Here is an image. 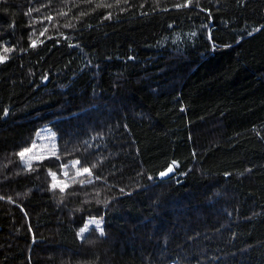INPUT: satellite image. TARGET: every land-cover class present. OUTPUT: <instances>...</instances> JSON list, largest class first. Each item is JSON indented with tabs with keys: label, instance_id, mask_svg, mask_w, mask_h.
Here are the masks:
<instances>
[{
	"label": "trees",
	"instance_id": "16d2710c",
	"mask_svg": "<svg viewBox=\"0 0 264 264\" xmlns=\"http://www.w3.org/2000/svg\"><path fill=\"white\" fill-rule=\"evenodd\" d=\"M177 3L0 0V264H264V0Z\"/></svg>",
	"mask_w": 264,
	"mask_h": 264
},
{
	"label": "rangeland",
	"instance_id": "374dc122",
	"mask_svg": "<svg viewBox=\"0 0 264 264\" xmlns=\"http://www.w3.org/2000/svg\"><path fill=\"white\" fill-rule=\"evenodd\" d=\"M41 132H40L41 134L38 135L37 140H36V142H38V143H36V145L34 144L35 146L33 145L30 148L31 151L25 153V156L23 158V162L26 165H30V163L34 159L43 158V157H51V156H55L57 154L58 141H57L56 135L52 136V134H55V133H52L53 131L50 127L43 128ZM51 136L53 138H51ZM54 136L56 139H54ZM65 182L66 181L63 179L62 180H58L57 178L54 179V185L56 187H64L66 185ZM93 220H97V219H89L88 223L82 228V229H85V231L83 233H81V231H80L81 236L84 235L90 229L91 226L96 227L95 223H91V221H93ZM100 226H102V228H103V222Z\"/></svg>",
	"mask_w": 264,
	"mask_h": 264
},
{
	"label": "snow or ice",
	"instance_id": "6c2138e0",
	"mask_svg": "<svg viewBox=\"0 0 264 264\" xmlns=\"http://www.w3.org/2000/svg\"><path fill=\"white\" fill-rule=\"evenodd\" d=\"M125 2H127V0H125ZM192 2H193V0H185V3H184V4L181 5V4L177 3V4L175 5V7H177V8H179V7H188V6H190V5L192 4ZM197 3H198V0H197ZM30 12H31V10H30ZM30 12H29V13H26V15H27V14H30ZM62 14H65V15H66V13H62ZM49 19H51V17H49ZM256 31H259V29H256ZM251 34H252V33H249V35H251ZM193 35H194V34H193ZM31 46H32V47H35V42H33ZM70 46H71V45H70ZM11 50H12V49L4 48V52H10ZM5 59H6V57H4V56H0V63H2ZM5 114H6V110H5ZM34 146H35V145H34ZM29 151H31V149H25V150L21 151L20 153H18V155L23 159L24 156H25V153H26V152H29ZM79 163H80L79 160L73 161V162H72V167H75V166L78 165ZM173 163H175V162H173ZM30 167H31V165H29V168H30ZM63 167L67 168L68 165H64ZM92 167H95V165H93ZM172 170H173V169H172V167L170 166V167L167 169V172H162V173H160V175H161V176H165V175H167V173L172 172ZM83 174H87V175L90 176V175L92 174V173H91V169L88 168V167H83L82 170H80V171L78 172V175H83ZM64 175H67V172H65ZM97 178H98V177H97ZM73 182H75V181H73ZM88 182H91V181H88ZM80 183L83 184V183H85V181H84V180H81ZM53 187H55V185H53ZM61 191H63V189H61ZM0 199H3V197H0ZM101 222H102V218H100L99 220H93V221H91V223H95V224H96V226L99 228L100 235L103 236V235H104V231H103V228L100 227ZM84 231H85V229H81V233H83Z\"/></svg>",
	"mask_w": 264,
	"mask_h": 264
},
{
	"label": "bare ground",
	"instance_id": "6f19581e",
	"mask_svg": "<svg viewBox=\"0 0 264 264\" xmlns=\"http://www.w3.org/2000/svg\"><path fill=\"white\" fill-rule=\"evenodd\" d=\"M41 1H42V0H41ZM47 1H49V0H47ZM46 5H47V4H46ZM40 6H42V5H40ZM29 11H30V10H29ZM28 15H29V14H28ZM172 22H173V21H172ZM168 23H169V22H168ZM169 24H171V22H170ZM175 26H176V25H175ZM178 28H179V27H178ZM30 29H31V27H30ZM172 29H173V28H172ZM179 29H180V28H179ZM179 29H178V30H179ZM175 30H177V29H175ZM34 32H35V31H34ZM186 55H187V54H186ZM107 92H108V91H107ZM37 95H38V94H37ZM37 95H36V96H37ZM111 95H112V94H111ZM111 95H110V96H111ZM115 95H116V94H115ZM36 96H34V97H36ZM113 96H114V95H113ZM37 97H38V96H37ZM32 98H33V97H32ZM112 98H113V97H112ZM36 99H37V98H36ZM38 99H39V98H38ZM26 100H27V99H26ZM21 105H22V104H21ZM23 105H24V104H23ZM39 105H41V104H39ZM43 105H44V104H43ZM45 105H46V104H45ZM45 105H44V106H45ZM46 106H47V105H46ZM15 107H16V105H15ZM18 107H19V106H18ZM38 107H39V106H38ZM22 108H23V107H22ZM48 108H49V107H48ZM44 109H46V108H44ZM15 110H16V109H15ZM32 110H33V109H32ZM12 111H13V110H12ZM26 111L29 112V110H26ZM26 111H24V112H26ZM41 111H42V110H41ZM49 111H52V110H49ZM13 112H14V111H13ZM11 113H12V112H11ZM26 113H27V112H26ZM49 113H50V112H49ZM13 114H14V113H13ZM13 114H12V115H13ZM29 114H31V113H29ZM33 114H35V113H33ZM44 114H45V113H44ZM19 115H21V114H19ZM31 116H32V115H31ZM33 116H34V115H33ZM39 116H40V115H39ZM42 116H43V114H42ZM8 117H9V116H8ZM18 117H19V116H18ZM25 117H27V116H25ZM15 118L18 119L17 117H15ZM44 119H46V118H44ZM47 119H49V116H48ZM18 120H19V121H22V120H20V119H18ZM23 120H26V119L23 118ZM32 120H33V119H32ZM19 121H18V122H19ZM13 123H14V122H13ZM37 124H38V123H37ZM13 125H14V124H13ZM34 125H35V124H34ZM23 126H24V125H23ZM23 126H22V127H23ZM38 126H40V125H38ZM14 128H15V127H14ZM36 128H37V127H36ZM50 128L53 129L52 127H50ZM16 129H17V127H16ZM25 129H26V128H25ZM38 129H39V128H38ZM39 130H40V129H39ZM39 130H38V132H39ZM41 131H42V128H41ZM52 131H53V130H52ZM12 132H13V131H12ZM20 132H21V131H20ZM15 133H16V132H15ZM15 133H14V134H15ZM41 133H42V132H41ZM41 133L39 132V134H41ZM52 133H54V131H53ZM52 133H51V134H52ZM11 134H12V133H11ZM14 134H13V135H14ZM17 134H18V133H17ZM20 134H21V133H20ZM36 134H38V133H36ZM51 134H50V135H51ZM32 135H33V134H32ZM32 135H31V136H32ZM53 135H56V133H55V134H52V136H53ZM57 135H58V134H57ZM23 136H24V135H23ZM26 136H27V134H26ZM35 136H36V135H35ZM52 136H51V138H53ZM16 138H19V137H16ZM20 138H21V137H20ZM56 138H57V137H56ZM56 138H55V136H54V139H56ZM14 139H15V138H14ZM38 139H39V138H38ZM54 139H53V140H54ZM15 140H17V139H15ZM27 140H29V138H28ZM40 140H41V139H40ZM10 141H14V140H10ZM19 141H20V140H19ZM19 141H18V142H19ZM35 141H36V140H35ZM35 141H34V142H35ZM28 142H29V141H28ZM36 143H38V142H35L34 144L36 145ZM31 144H32V143H31ZM34 144H32V145H34ZM24 146H25V145H24ZM27 147H28V146H27ZM27 147H26V148H27ZM16 149H17V147H16ZM24 149H25V148H24ZM19 151H20V150H18V153H19ZM15 152L17 153V150H16ZM20 171H21V170H19V172H20ZM24 172H25V171H24ZM27 173H29V172H26V174H27ZM20 176H21V175H20ZM29 176H30V175H29ZM130 176H133V175H130ZM22 177H23V176H22ZM24 178H25V177H24ZM126 178H127V177H126ZM134 178L136 179L137 177H134ZM0 179H1V178H0ZM2 179H4V177H3ZM21 179H22V178H21ZM131 179H132V178H131ZM16 181H18V180H16ZM133 181H134V180H133ZM137 181H138V178H137ZM20 182H21V181H20ZM26 182H27V181H26ZM100 182H101V181H100ZM100 182H99V183H100ZM27 183H28V182H27ZM27 183H26V184H27ZM101 183H102V182H101ZM103 183H104V182H103ZM103 183H102V184H103ZM131 183H132V181H131ZM133 183H134V182H133ZM3 184H4V183H3ZM8 184H9V183H8ZM13 184H14V183H13ZM20 184H21V183H20ZM107 184H108V183H107ZM107 184H106V186H107ZM137 184H138V183H137ZM17 185H18V184H17ZM104 185H105V184H104ZM104 185H103V186H104ZM23 186H24V185H23ZM25 186H26V185H25ZM27 186H29V185H27ZM27 186H26V187H27ZM131 186H132V185H131ZM135 186H137V185H135ZM141 186H142V185H141ZM114 188H116V187H114ZM114 188L111 189V187H110L111 190H115ZM140 188H141V187H140ZM27 189H28V188H27ZM117 190H119V189H117ZM27 191H28V190H27ZM106 191H108V189H106ZM23 192H24V190H23ZM25 192H26V191H25ZM113 192H114V191H113ZM115 192H116V191H115ZM123 192H125V191H123ZM111 193H112V192H111ZM20 194H22V192H21ZM23 195H24V193H23ZM26 195H27V194H26ZM20 197H21V196H20ZM85 199H86V198H85ZM113 199H114V198H113ZM142 199H143V198H142ZM25 201H26V200H25ZM10 202H11V201H10ZM10 202H8V203H10ZM90 202H91V201H90ZM20 203H21V202H20ZM22 204H23V203H22ZM6 205L8 206V204H6ZM14 205H15V204H14ZM0 206H1V205H0ZM10 206H11V205H10ZM16 206H18V205H16ZM24 206H25V205H24ZM12 207H13V206H12ZM18 207H19V206H18ZM9 208H10V207H9ZM13 208H14V207H13ZM19 209H20V208H19ZM19 209H18V210H19ZM9 210H11V209H9ZM12 210H13V209H12ZM106 221H107V220H106ZM101 224H102V222H101ZM101 224H100V225H101ZM105 225H106V223H105ZM96 227H97V226H96ZM100 227H102V226H100ZM97 228H98V227H97ZM103 228H104V227H103ZM105 229H106V228H105ZM97 230H99V229H97ZM107 230H108V229H107ZM103 231H104V230H103ZM98 233H99V231H98ZM96 236H97V235H96ZM172 264H173V263H172Z\"/></svg>",
	"mask_w": 264,
	"mask_h": 264
}]
</instances>
